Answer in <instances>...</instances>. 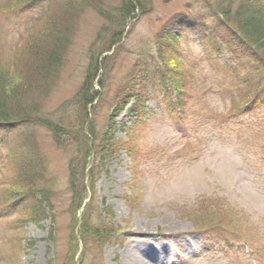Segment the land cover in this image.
Wrapping results in <instances>:
<instances>
[{
	"label": "rangeland",
	"instance_id": "374dc122",
	"mask_svg": "<svg viewBox=\"0 0 264 264\" xmlns=\"http://www.w3.org/2000/svg\"><path fill=\"white\" fill-rule=\"evenodd\" d=\"M120 1L91 0L72 10L64 0L50 6L51 18L60 21L66 38L57 50L60 69L38 86V119L47 117L55 124L67 112L64 120L73 130L69 134L80 137L82 144L63 147L50 130L36 124L1 132L0 264H127L126 253L150 238L153 251L143 252L150 258L161 254L154 260L158 264H264V120L242 116L245 109L233 114L247 99L264 97L259 88L264 78L252 63L236 77L223 73L220 64L231 63L225 49L212 55L194 41L198 29L207 34L206 29L217 25L213 8L234 22L235 8L243 0H141L142 14L125 25L116 48L100 55L113 26L102 14ZM13 2L0 0V9L14 7ZM47 4L23 5L7 16L0 11V69L20 67L15 52L37 37L30 36L20 47L18 27L23 32L33 27ZM259 6L264 9V0ZM183 20L197 30H182ZM164 30L171 38L175 32L181 35L179 55L168 63L188 92L182 114L175 111L181 121L152 118V102L145 111L151 124L130 128L129 105L114 121L111 143L119 149L105 161V172L94 171L98 182L89 190L88 171L95 160L90 133L99 139L105 132L132 69L157 61L154 43ZM96 56L98 62L105 59L108 72L105 88L86 116L75 113L72 104L89 59ZM9 149L15 152L12 166L6 162ZM20 162L40 175L39 185L50 186L39 197L49 204L42 216L48 219L34 221L33 207L14 199L23 191ZM79 166L85 172L70 186L71 168ZM100 235L104 238H93Z\"/></svg>",
	"mask_w": 264,
	"mask_h": 264
},
{
	"label": "trees",
	"instance_id": "16d2710c",
	"mask_svg": "<svg viewBox=\"0 0 264 264\" xmlns=\"http://www.w3.org/2000/svg\"><path fill=\"white\" fill-rule=\"evenodd\" d=\"M39 1L14 0V7L0 9L1 15L7 16L11 12H18V9H22L23 5H31L34 2L39 3ZM46 1L48 3L47 6L41 11L42 15L37 19V23L34 21L33 27L24 29V32L22 31L23 27H19V30L22 32L20 35L23 36L21 40L23 45L20 47L23 48L25 44H28L27 41L31 39L30 36L34 35L37 37L30 46H27L21 52H15V58L17 57L18 61L21 60L19 63L20 67L12 66L0 69V134L1 132L5 133L8 129L12 133L15 126L27 127L29 124L30 126L36 124L50 130L53 133L52 138L55 143H61L64 145L63 147H67L73 143L75 144L80 139V137H71V134H69L73 130L72 127L65 123L64 118L67 112H63L62 114L65 115L60 116L58 122L55 124H52L51 120L47 117L44 120L38 119L39 114L37 111L40 96L37 93V89L40 87V83L43 86V81L48 76L47 74L51 75L54 71L60 69L61 62H59V58L61 52L59 53L57 50L63 49L66 38V32L60 29V21L51 18L50 6L58 0ZM64 1L66 8L70 10L78 4L83 6L87 2L91 3V0ZM261 1L243 0L240 6L235 8L234 22L227 17L225 12L213 8L215 15L213 13L212 17L215 16L217 25H214L213 28L206 29L207 34L198 29L201 33L194 41L205 51L219 56L221 51L225 49V55L228 56L231 63L230 65L220 64L223 73L230 71L236 77L239 71L246 69L249 63H252L254 66L257 64L255 70L261 73L264 78V9L259 6ZM142 11L143 5L141 4V0H121L111 11L112 13L108 11L105 17L102 14L103 18L109 23H112L113 26L111 27V40L106 48H103L99 52L100 55L110 52L112 48L117 47L121 41V36L125 32V25L128 22L134 21L139 13L142 14ZM100 12L102 13V11ZM180 26L182 30H189L192 27L194 30H197L198 28L193 25L191 26V24H188L184 20ZM175 33L176 37L174 38H171L170 33L165 30L162 31L160 36L158 35L154 43L156 45L155 54L157 61L145 62L136 65L132 69V74L126 77L124 80L125 85L121 91L119 90L121 92L119 95L120 99L115 104L116 108H113L114 115L109 120L105 132H103L99 139L93 136V133H90L92 142L89 148L95 160L88 171L87 180L89 182V190L94 188L98 182L93 177L94 171L98 172V174L105 172L103 171L105 168L104 163L107 159H110L117 147L111 143L113 139L112 133L115 131L114 121L120 117L121 112L129 105L130 107L126 109V113L130 128L133 126L134 128H142V126L151 124L146 119L148 114L145 111L146 105L152 102L155 105V109L160 112L162 119L166 118V120L168 119L167 121L173 124L181 121L180 116L175 111L182 114L188 92L182 89L184 84L179 80L178 75L174 73V71L177 72V69L172 68V70L168 66V63H170L169 58H172L175 62V56L179 55V51L176 49V42L180 40L181 35L180 32ZM139 56H144V54H140ZM97 59V56L94 61H92L93 58L89 59L85 71L86 74L82 82L83 84L73 100L72 108L75 113L81 111V113L85 114L87 110L88 113H91L95 105L94 103L101 94L100 91L105 88V82H103L104 73L107 74L108 72L105 71V59L100 62ZM261 85L259 88L262 94L264 82ZM251 90L253 92L256 89L251 88ZM245 103V105L234 108L233 110H237L233 113H239L245 109V111L251 113L256 119L260 118V122L264 120V97L261 96L260 100L250 98ZM251 104L253 105L251 106ZM246 105L249 106L247 110L244 108ZM259 112H262L263 116H259ZM157 114L158 112L156 113L155 111L150 116L157 118ZM66 125L67 128H63ZM12 149L8 150L6 160L8 164L10 162L11 166L14 163L13 160H15V152ZM23 167L25 168L22 172L21 168ZM28 168L29 166L25 162H20V173L23 174V180L21 181L23 191L14 199L19 204L27 203V205L33 207V209H29H31L33 215H36L35 220H33L37 221L38 218L43 219L42 216H45V213L48 214L50 210L47 201L39 200V197H44L45 193H48L47 189L50 186L39 185V180L36 178H39L40 175L38 173L28 172ZM83 169L85 170V167L81 168L79 166L74 170L71 168L69 174L70 186L78 183L79 177H82L85 172ZM83 200L80 199L76 206L77 211L81 208ZM71 206L73 207L74 203ZM46 218L48 219L49 216L43 220ZM93 238L101 239L104 237L100 235L94 236Z\"/></svg>",
	"mask_w": 264,
	"mask_h": 264
},
{
	"label": "bare ground",
	"instance_id": "6f19581e",
	"mask_svg": "<svg viewBox=\"0 0 264 264\" xmlns=\"http://www.w3.org/2000/svg\"><path fill=\"white\" fill-rule=\"evenodd\" d=\"M152 239H154V238L147 239L146 240L147 242H145L144 244L135 246V250L127 252L126 254H128V255L125 259L126 263L127 264H150V263L151 264H158V262H156L157 260L155 258L158 257V261H159V256H161V254H159V255H158V253L152 254V257L150 258L149 256H147L143 252V251L147 252L148 250H151V252L153 251V248L151 246L152 244L148 242L149 240H152ZM162 248L160 249L161 251L163 250L162 252L166 251L165 248L164 249H162ZM154 260H156V261L154 262Z\"/></svg>",
	"mask_w": 264,
	"mask_h": 264
}]
</instances>
